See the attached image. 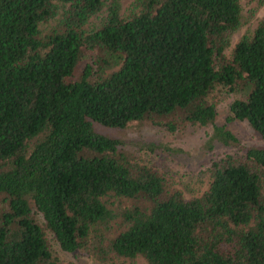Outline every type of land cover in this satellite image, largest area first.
<instances>
[{"label":"trees","instance_id":"obj_1","mask_svg":"<svg viewBox=\"0 0 264 264\" xmlns=\"http://www.w3.org/2000/svg\"><path fill=\"white\" fill-rule=\"evenodd\" d=\"M119 1L0 0V264H63L46 233L98 261L264 264V21L226 55L239 0H134L125 17ZM216 87L239 94L227 119L261 145L214 123ZM142 120L210 125L206 145L240 148L211 159L206 189L184 199L93 129Z\"/></svg>","mask_w":264,"mask_h":264},{"label":"rangeland","instance_id":"obj_2","mask_svg":"<svg viewBox=\"0 0 264 264\" xmlns=\"http://www.w3.org/2000/svg\"><path fill=\"white\" fill-rule=\"evenodd\" d=\"M134 0H120L119 14L128 16L132 11ZM241 7V25L231 35L230 45L225 50L228 55L233 44L242 34H248L259 20L264 21V0H239ZM105 15V8L89 17L85 28L97 27ZM57 19V17H56ZM55 17L39 24L40 36L48 32L54 25ZM85 64H91L89 54L80 58L75 71L70 78L78 77ZM92 66V65H91ZM95 68L94 66H92ZM239 94L227 92L225 88L216 87L208 96V101L215 110L214 123L229 130L237 139L238 146L261 145L250 127L244 121L228 120V105ZM93 129L103 135L120 141L121 151L130 155L132 160L152 166L163 178L168 190H177L186 199L198 196L206 189L209 177L206 171L211 159L223 154L236 153L240 147L225 146L217 141L208 143L211 126L190 125L179 122L174 131L153 125L149 120L129 122L124 128H108L93 123ZM264 180V175H263ZM264 187V185H263ZM52 254L63 264H145L140 257L132 260L107 255L106 260L98 261L82 253H66L60 251L54 244L51 235L46 233Z\"/></svg>","mask_w":264,"mask_h":264}]
</instances>
